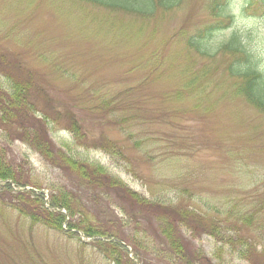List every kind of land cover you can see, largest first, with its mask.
Returning <instances> with one entry per match:
<instances>
[{"label":"rangeland","instance_id":"obj_1","mask_svg":"<svg viewBox=\"0 0 264 264\" xmlns=\"http://www.w3.org/2000/svg\"><path fill=\"white\" fill-rule=\"evenodd\" d=\"M209 1L182 0L141 17L80 0H0V49L35 73L90 145L77 142L61 122L50 133L58 147L102 166L151 202L205 216L235 241L248 238L261 253L264 116L234 96L227 58L207 59L187 46L188 38L218 20L210 15ZM126 3L148 12L138 0ZM222 10L234 18L232 28L215 33L208 47L216 51L238 32L264 74V8L226 0ZM7 85L0 78V86ZM104 141L112 145L108 151L99 145ZM9 148L42 191L73 192L92 227L119 234L130 258L135 260V240L138 251L146 252L145 264H174L161 252L156 223L138 228L111 200L73 188L72 178L27 145ZM14 205L13 196L0 190V264H115L82 231L70 238L33 225ZM248 216L253 224L246 226L242 218ZM184 235L216 264H250L212 236Z\"/></svg>","mask_w":264,"mask_h":264},{"label":"trees","instance_id":"obj_2","mask_svg":"<svg viewBox=\"0 0 264 264\" xmlns=\"http://www.w3.org/2000/svg\"><path fill=\"white\" fill-rule=\"evenodd\" d=\"M80 1L113 12L145 17L152 15L157 7L173 8L182 0H138L142 6H149L148 12H145L143 7L136 8L126 3L128 0ZM225 1H209L210 15L218 20L204 31L200 30L196 36L188 38L187 46L207 59L227 58L230 62L226 67V73L234 81V96L244 99L264 116V74L258 71L255 57L244 43L243 37L234 31L227 42L216 51L207 45L215 33L232 28L234 18L223 14L222 7ZM247 5L248 8L260 10L264 8V0H247ZM34 74L26 66L24 67L19 59H11L0 49V78L5 79L8 84L6 87L0 86V182H13V186L9 183L0 185V190L13 196L15 199L13 207L20 217L30 220L33 225H43L70 238L78 237L77 231H82L87 238H96L95 244L100 245L103 253L115 264H145L143 258L145 251H138L139 244L135 243V240L130 243L131 246L136 247L133 248V253L137 262L130 258L128 244L119 234L112 233L108 229L100 230L92 227L82 215L86 208L83 205L81 209L78 208V201L73 192L54 189L50 192L49 200L46 201L43 193L27 191L28 187L38 191L41 188L31 182L27 176L25 161L23 159L20 161L18 157L12 155L9 144L15 142L27 145L47 165L59 170L62 175L72 178L73 188L99 199L111 200V207L114 206L124 212L129 221L138 228L143 223L148 226L152 222L156 223L163 241V245L160 246L161 252L166 253L165 258L171 263L216 264L204 252L191 248V240L184 235V231H187L190 236L208 235L230 245L250 264H264V252L260 253L253 247L248 238L235 241L225 237L216 222L205 216L197 215L196 212L187 209L151 202L112 177L102 166L74 158L67 146L58 147L51 139L50 133L51 127L60 125L61 122L66 125L65 130L71 132L77 142L83 143L85 147L90 145L85 142V134L82 133L77 120L56 108L55 101L45 88L38 84ZM99 145L106 151L112 146L107 141ZM62 211H66L68 216ZM76 215H80L78 223L73 220ZM252 220L251 216L242 218L246 226L252 225Z\"/></svg>","mask_w":264,"mask_h":264}]
</instances>
